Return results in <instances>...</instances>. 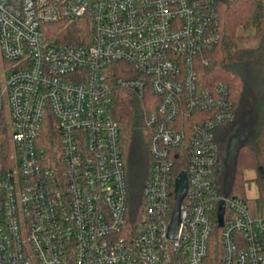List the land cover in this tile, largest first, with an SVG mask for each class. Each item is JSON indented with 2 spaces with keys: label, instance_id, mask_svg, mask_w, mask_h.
<instances>
[{
  "label": "built area",
  "instance_id": "built-area-1",
  "mask_svg": "<svg viewBox=\"0 0 264 264\" xmlns=\"http://www.w3.org/2000/svg\"><path fill=\"white\" fill-rule=\"evenodd\" d=\"M58 23L82 24L81 41L51 36ZM220 39L215 0H0V264H206L217 225L219 264H264V214L215 181L234 104L195 59ZM116 88L147 103L135 216Z\"/></svg>",
  "mask_w": 264,
  "mask_h": 264
},
{
  "label": "trees",
  "instance_id": "trees-1",
  "mask_svg": "<svg viewBox=\"0 0 264 264\" xmlns=\"http://www.w3.org/2000/svg\"><path fill=\"white\" fill-rule=\"evenodd\" d=\"M221 32L220 41L196 56L198 82L203 88L218 82L227 85L234 104L235 119L217 130L220 155L215 171L216 185L226 195L246 197L247 171L255 172L259 200L264 202V0H215ZM50 35L59 42L81 41L85 28L80 23H58ZM252 29L259 39L256 47H240L241 31ZM121 62L113 73L124 72ZM120 67V68H119ZM114 115L121 128L132 216L143 209V186L151 161L146 126L147 103L134 92L116 88ZM233 164L223 177L224 165ZM225 169V168H224ZM226 170V169H225ZM220 229L213 232L206 264H219Z\"/></svg>",
  "mask_w": 264,
  "mask_h": 264
},
{
  "label": "rangeland",
  "instance_id": "rangeland-1",
  "mask_svg": "<svg viewBox=\"0 0 264 264\" xmlns=\"http://www.w3.org/2000/svg\"><path fill=\"white\" fill-rule=\"evenodd\" d=\"M241 34L243 37L241 38L239 42L240 47H256L259 44V39L254 35V32L252 29L243 30L241 31ZM9 135L11 134V129H8ZM233 160L232 156L227 159L224 169L223 168V177L226 176V173H228L232 167ZM247 178L249 179L247 181V187H246V194L248 198L250 199V204H252V207L255 208L260 214H264V202L259 200V188L257 181L254 179L255 173L252 171H249L246 173Z\"/></svg>",
  "mask_w": 264,
  "mask_h": 264
},
{
  "label": "water",
  "instance_id": "water-1",
  "mask_svg": "<svg viewBox=\"0 0 264 264\" xmlns=\"http://www.w3.org/2000/svg\"><path fill=\"white\" fill-rule=\"evenodd\" d=\"M178 183H179V186H178L179 188H178V194H177V199H176V205H175V209L173 212L171 225L169 228V236L172 238H175L178 234V229L180 225V205H181V200L185 194V189H186V182L183 176L180 177ZM222 216H223V210L221 209L219 213L221 224H222Z\"/></svg>",
  "mask_w": 264,
  "mask_h": 264
},
{
  "label": "crops",
  "instance_id": "crops-1",
  "mask_svg": "<svg viewBox=\"0 0 264 264\" xmlns=\"http://www.w3.org/2000/svg\"><path fill=\"white\" fill-rule=\"evenodd\" d=\"M250 171H251V170H250ZM247 172H249V171H247ZM247 172H246V173H247ZM252 172H253V171H252ZM254 173H255V172H254ZM246 177H247V175H246ZM246 197L248 198L247 194H246ZM249 200H250V199H249ZM251 207H252V204H251ZM252 209L255 210L254 207H252Z\"/></svg>",
  "mask_w": 264,
  "mask_h": 264
}]
</instances>
